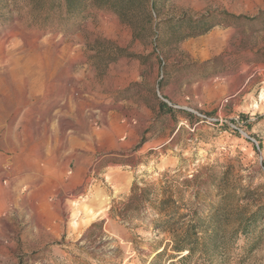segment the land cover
Instances as JSON below:
<instances>
[{
  "label": "rangeland",
  "instance_id": "obj_1",
  "mask_svg": "<svg viewBox=\"0 0 264 264\" xmlns=\"http://www.w3.org/2000/svg\"><path fill=\"white\" fill-rule=\"evenodd\" d=\"M170 193L264 264V0H0V264H151Z\"/></svg>",
  "mask_w": 264,
  "mask_h": 264
},
{
  "label": "trees",
  "instance_id": "obj_2",
  "mask_svg": "<svg viewBox=\"0 0 264 264\" xmlns=\"http://www.w3.org/2000/svg\"><path fill=\"white\" fill-rule=\"evenodd\" d=\"M224 186L223 180L218 182L220 197L223 196ZM181 201L182 198L175 199L170 193L158 204L159 217L154 221L155 228L162 233H168L171 242L165 248H158L154 252L155 257L151 264H161L164 258H167L165 264H229L230 239L226 231L229 199L222 198L218 204L211 202L207 214L198 210L181 214ZM256 214L248 222H242L236 234H246L247 225L255 219ZM169 248L172 254H168Z\"/></svg>",
  "mask_w": 264,
  "mask_h": 264
},
{
  "label": "bare ground",
  "instance_id": "obj_3",
  "mask_svg": "<svg viewBox=\"0 0 264 264\" xmlns=\"http://www.w3.org/2000/svg\"><path fill=\"white\" fill-rule=\"evenodd\" d=\"M23 112V111H22ZM52 112V111H51ZM30 159V158H29ZM17 160V159H16ZM12 165V164H11ZM13 167V166H12ZM2 172V171H1ZM6 172V171H5ZM34 172V171H33ZM15 183V182H14ZM15 190V189H14ZM15 196V195H14Z\"/></svg>",
  "mask_w": 264,
  "mask_h": 264
}]
</instances>
